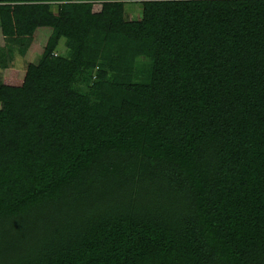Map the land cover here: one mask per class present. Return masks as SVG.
I'll list each match as a JSON object with an SVG mask.
<instances>
[{
  "label": "trees",
  "instance_id": "trees-1",
  "mask_svg": "<svg viewBox=\"0 0 264 264\" xmlns=\"http://www.w3.org/2000/svg\"><path fill=\"white\" fill-rule=\"evenodd\" d=\"M0 28V264H264V0H0Z\"/></svg>",
  "mask_w": 264,
  "mask_h": 264
},
{
  "label": "rangeland",
  "instance_id": "rangeland-1",
  "mask_svg": "<svg viewBox=\"0 0 264 264\" xmlns=\"http://www.w3.org/2000/svg\"><path fill=\"white\" fill-rule=\"evenodd\" d=\"M141 2H128L126 3V13L130 19H138L141 14ZM51 28L42 27L39 28L34 35V42L25 56H17L14 61V66L23 67L28 65V63H37L41 57L42 51L45 47L48 37L51 34ZM4 44V38L0 28V46ZM59 53L66 52L65 40L62 39L58 48ZM8 69L4 71L3 80L8 82V84H20L24 78L23 69Z\"/></svg>",
  "mask_w": 264,
  "mask_h": 264
},
{
  "label": "crops",
  "instance_id": "crops-1",
  "mask_svg": "<svg viewBox=\"0 0 264 264\" xmlns=\"http://www.w3.org/2000/svg\"><path fill=\"white\" fill-rule=\"evenodd\" d=\"M52 32V31H51ZM19 69V68H18ZM5 83H7L8 84V82L6 81Z\"/></svg>",
  "mask_w": 264,
  "mask_h": 264
}]
</instances>
